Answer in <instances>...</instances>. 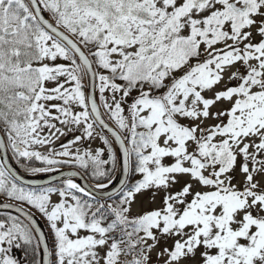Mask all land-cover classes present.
I'll use <instances>...</instances> for the list:
<instances>
[{
  "label": "snow or ice",
  "instance_id": "1",
  "mask_svg": "<svg viewBox=\"0 0 264 264\" xmlns=\"http://www.w3.org/2000/svg\"><path fill=\"white\" fill-rule=\"evenodd\" d=\"M0 210V264H264V0H0Z\"/></svg>",
  "mask_w": 264,
  "mask_h": 264
},
{
  "label": "trees",
  "instance_id": "2",
  "mask_svg": "<svg viewBox=\"0 0 264 264\" xmlns=\"http://www.w3.org/2000/svg\"><path fill=\"white\" fill-rule=\"evenodd\" d=\"M37 218H38V217H37ZM38 219H39V218H38ZM39 221L42 223L43 227H45V226H44V221H43V220H40V219H39ZM45 230H46V229H45ZM17 256H18V258H22V257H21V254H20L19 252H17Z\"/></svg>",
  "mask_w": 264,
  "mask_h": 264
},
{
  "label": "water",
  "instance_id": "3",
  "mask_svg": "<svg viewBox=\"0 0 264 264\" xmlns=\"http://www.w3.org/2000/svg\"><path fill=\"white\" fill-rule=\"evenodd\" d=\"M45 179H48V177H46ZM0 211H6V210H0ZM38 222H39L40 226L43 228V225L41 224V222L39 220H38Z\"/></svg>",
  "mask_w": 264,
  "mask_h": 264
},
{
  "label": "rangeland",
  "instance_id": "4",
  "mask_svg": "<svg viewBox=\"0 0 264 264\" xmlns=\"http://www.w3.org/2000/svg\"><path fill=\"white\" fill-rule=\"evenodd\" d=\"M98 143V142H97Z\"/></svg>",
  "mask_w": 264,
  "mask_h": 264
}]
</instances>
